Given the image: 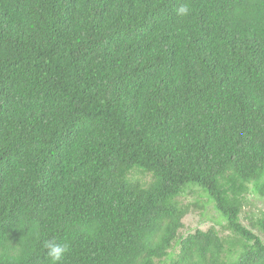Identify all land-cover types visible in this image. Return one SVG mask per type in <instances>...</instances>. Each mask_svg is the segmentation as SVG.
Wrapping results in <instances>:
<instances>
[{
  "label": "trees",
  "instance_id": "trees-1",
  "mask_svg": "<svg viewBox=\"0 0 264 264\" xmlns=\"http://www.w3.org/2000/svg\"><path fill=\"white\" fill-rule=\"evenodd\" d=\"M251 195L264 0H0V264H264Z\"/></svg>",
  "mask_w": 264,
  "mask_h": 264
},
{
  "label": "rangeland",
  "instance_id": "rangeland-1",
  "mask_svg": "<svg viewBox=\"0 0 264 264\" xmlns=\"http://www.w3.org/2000/svg\"><path fill=\"white\" fill-rule=\"evenodd\" d=\"M200 194L201 192H196L195 194H186L185 201L189 203L195 202L199 199ZM250 199L253 200L254 206L247 207L241 215L242 223L249 228L251 227L250 223L259 217L260 210L264 209L263 198H260L256 195H251ZM205 214V216H201L198 212L190 213V215L184 219L185 228L181 230V234L187 235L197 228L207 230L208 228L215 226L219 221V217L213 210L212 205L208 206V210L205 212ZM247 214H252V216L246 217ZM217 229H220V227H217ZM255 232L257 233L258 231L255 230Z\"/></svg>",
  "mask_w": 264,
  "mask_h": 264
},
{
  "label": "clouds",
  "instance_id": "clouds-1",
  "mask_svg": "<svg viewBox=\"0 0 264 264\" xmlns=\"http://www.w3.org/2000/svg\"><path fill=\"white\" fill-rule=\"evenodd\" d=\"M175 11L179 17H188L191 14V8L187 3L180 4ZM43 247L51 264H63L65 257L70 252L69 243L60 242L55 238H50L44 241Z\"/></svg>",
  "mask_w": 264,
  "mask_h": 264
}]
</instances>
